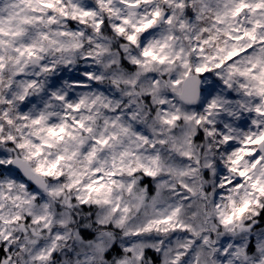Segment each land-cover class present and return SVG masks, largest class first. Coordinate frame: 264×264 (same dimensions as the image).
Listing matches in <instances>:
<instances>
[{
	"label": "clouds",
	"instance_id": "9594fccd",
	"mask_svg": "<svg viewBox=\"0 0 264 264\" xmlns=\"http://www.w3.org/2000/svg\"><path fill=\"white\" fill-rule=\"evenodd\" d=\"M0 264H264V0H0Z\"/></svg>",
	"mask_w": 264,
	"mask_h": 264
}]
</instances>
